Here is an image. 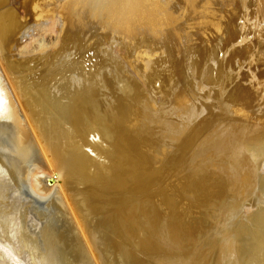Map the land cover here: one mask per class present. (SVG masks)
Wrapping results in <instances>:
<instances>
[{"label":"bare ground","instance_id":"obj_1","mask_svg":"<svg viewBox=\"0 0 264 264\" xmlns=\"http://www.w3.org/2000/svg\"><path fill=\"white\" fill-rule=\"evenodd\" d=\"M49 1L51 2L48 3L49 5L47 6L48 1L45 2V0H43V2H45V5L47 6V9L45 8L46 10L42 8V6L44 7L43 2H41L42 3L41 5L39 2H37L39 3L38 5L41 6V8L43 9L42 11V9L39 8L41 11L40 10L38 11L39 6L38 7L36 6L37 13L40 12L38 16L41 18H43L42 16L50 17L51 18L50 22L53 23L52 27L46 25V22L40 25L41 29L44 31L43 33L53 32L55 33L56 36L53 38L51 37L53 41L52 40L50 42L47 41L48 43L46 41H42V44L40 43L39 47L37 46L38 48L36 47L34 48V46L33 47L31 46L30 48L29 47L30 45L25 46V48L23 47L24 50L21 48V50H23V53L22 52L20 53V54H24V57H26V59H31L34 55V57H37L39 61L42 60L43 64L48 65V71H46L47 72L46 74L44 75L42 74L41 76L37 75V77H35L36 76L35 73L40 74L39 72H41L43 68L46 67V65L42 67L41 66L42 64H40L42 70L41 71L37 70V72L39 71L37 73L34 68L37 67V65L39 64L37 65L35 64V67L33 69L32 67L30 68L33 70L32 72V71H27L25 65L21 64L23 61L21 63H16V61L14 62V60L12 59L14 57H11L14 55H10L9 46L12 36H14L12 35V33L13 31L16 32L14 30L16 28L15 23H14L15 26H13L15 17L13 18L14 14H12V11L10 10L11 8H9V10L8 7L5 8V6H9L7 4L9 2L8 1L6 2V0H0V177L1 179L2 176H4L3 177L4 180L0 181V219H2L3 221L7 220L8 216L12 215L11 214L12 212L19 211V209L21 212L20 215H22L23 211L28 212V209L30 207L18 203V201L13 202L11 204L9 203V199H10V194H12L11 192L18 187L20 188V185L25 180V177H27L30 165L35 162V157L36 154H38L37 152L39 150L40 145L43 147L46 146L49 149L50 154H52V156L54 157L58 167V174L56 178L57 181L61 184L60 186L59 185L53 186L52 190L54 192L51 195L47 196L48 199L47 198L46 199L48 200V202L45 209L41 208L42 210H39L38 208L36 210L35 208L36 210L35 212H37L36 215H38V218H40V222L42 221L43 224L41 228L42 230L40 232V237L38 236L39 234L35 236L36 234L34 235V233L29 232L28 231L29 227L26 228V226L24 225H22L19 231L17 230L16 233L13 235L12 238L16 241L17 245L19 246L18 248L21 251L20 252L21 255L23 253L22 256L19 253L18 254L20 256H18L15 253L18 252V250L13 251L10 248H8L10 246V239L8 237L9 233L7 232L6 229L9 227H7L5 231L4 230L2 231L5 233L4 236L0 237V264H25L26 262H22V259H19L23 257L24 254H28L29 256H31L32 258L29 257L31 258V260L34 259L39 261V264H136L135 258L133 257L132 254H130L134 250L130 251V253H127L125 248L123 247V244L125 243L128 244L127 242L132 243L136 241L135 239H138L140 241L138 244L139 248L141 249L140 251H143L145 253L146 251H152V250L155 251L157 247H162V245L166 247L169 246L170 248V246H172L171 245L172 242H171V235L169 234L171 233L172 230L174 231L173 224L171 222L166 223L167 221H162L165 222V224H163V227L161 226L162 228V229L160 228L161 231H157V229L155 231L153 228H150L149 226L150 223L152 222L147 223V221H145L146 217H148V214L152 212V210L156 211L157 207H159V206L156 207V205L153 206V204L151 205L149 202L152 195L151 193L154 192L153 191L154 188H158L160 191L162 190V188L163 190H165L164 188L165 183L163 178L160 177L159 174L154 175V173L149 172V170L151 169L149 168L150 160L147 158V155L145 154V149L152 146L154 142L157 143L160 148L166 149L169 159L168 165L169 167H173L179 164L181 162V159L185 158L186 155L189 153V151L194 149L193 144L195 146L198 145L196 143H199L198 141L202 136L205 137V138L203 137L204 139H201L204 140L202 141L203 145H205L209 141L205 147L203 145L200 146L199 148V151L201 149L200 153L199 151L198 153L196 152L193 153L192 162H197V165L193 168L190 176L185 177V174L179 176L178 179L181 180V182L178 185L180 187L179 189L171 188V190L173 191H177V192L187 191L191 188V185L189 186V183L195 181V184H193L194 190L199 191V193L202 191L205 192L208 186L200 187L202 181H204L205 179V176L207 178L208 176L213 178L217 177L219 180L221 177L227 179L224 169L229 170L228 171L229 178L234 179L237 176H239L238 178H242L240 182L237 183L240 184L239 185L240 190L242 185L250 189V187L254 186V184L257 183L255 181H258V179L259 180L261 179L260 183L264 186V182H263L264 178L261 175L262 173H258L256 165H254L253 162H251L248 156L240 153L238 156H235L233 158L234 155L233 153L236 154V152L233 151L234 149L233 146L235 145V143L236 144L238 143L236 140L239 139V137H241L242 135H245L246 137L245 139L247 140V141L245 140V142L250 143L253 140V138H255V140L256 139L257 140L252 142L256 143L260 139L259 140L260 145L259 147L256 148L255 151L256 156H254V158L262 159V161L264 159V135L260 137L257 134L261 128H264V114L258 118H256L254 114L251 115V110L247 111L244 105H242L239 102V100L236 99V97L229 91L230 90L229 82L231 81L235 73H237L238 76L240 74L238 73L240 70H238L236 67L241 69V65H242L241 61H239L238 59L236 60L230 59L231 56L229 54V56H227L229 58V61L228 63H226V67L222 70L217 81L215 82V85L209 86L207 83L205 82L203 83L200 77H197L198 76L197 67L200 58L198 56V53L192 50L190 53L191 54L190 62L187 67L186 77L184 78L183 81L173 84V82H171V79L164 77L161 68L159 69L158 72H156L155 75L150 77L148 76V79L150 81L148 80L144 81L135 74L136 69H138L139 65L137 66V68L135 67L136 68L135 69L133 65H132L133 67L130 65V61L127 60V58L125 59L118 52L117 45L119 41H117L115 38L111 40L109 36V34L111 33H108L106 29H101L98 33L97 32L95 33L96 30H94L95 28L94 25L98 24V26H100L102 24L99 25V23H95L96 21L95 22L94 20L92 21L91 11L88 10L87 8V6L91 4L92 0H49ZM161 1H165L166 6L168 5L169 8H171V10L174 11L175 13L178 11V9H180L182 11V16L180 17L179 15H177L178 17H177L176 25H174L173 28L170 29V31H168L170 27V25L168 24H165L164 27L161 29L159 26L155 24L149 26L148 30L155 38L157 44L160 43L165 44L171 39V37L174 38L176 37V40H179V38H183V37L192 39L191 35L193 30L200 29L197 27L199 22H202V20H206V19L208 20L210 18L216 20L213 16L214 15L213 4L215 3V2L213 3V0H182L183 2L182 6L179 5L178 3L179 0H161ZM144 3L142 4L141 2V7L142 5H144ZM235 7L237 6L235 5ZM235 11L236 9L234 10V12ZM106 14L104 13V16ZM229 14L231 15L230 12ZM170 17L171 15L169 13L167 15V18ZM106 20H108V18ZM93 22L95 24H93ZM159 24H161V21ZM116 26L119 27L118 25ZM136 26L138 27L139 24ZM227 29L228 27L226 24L218 25L217 21H214L213 24L210 23L209 33L215 31L217 32V34H215L216 36L213 40V45L211 47L208 45L209 47L207 46V47H203V50L201 49V56L206 57L208 59V62L211 63L215 68H217L220 64L225 66V61L228 59L225 58V56H223L222 58L220 52L223 51L225 52V54L227 53V51L224 49L225 47L222 49V47L224 46V37ZM137 31L135 33H137ZM258 38H260V36ZM181 40L182 39H180V41ZM18 42H17V46H18ZM45 42L47 44H45ZM192 43L194 42L192 41ZM134 44L135 46H137L136 43ZM160 46L162 45H159V47ZM145 49L143 50L145 51ZM150 49L147 50L149 51ZM11 51H13V49ZM167 51L168 52H166L167 53L166 58H170L171 53L177 54L181 52L179 45H177V47L173 46L171 50H167ZM134 52L132 51V53ZM152 52L154 53V51ZM15 53L17 52L15 51ZM142 53L143 52L141 51V55ZM149 53L150 51L146 54ZM164 53L162 51V54ZM28 55H30L31 58ZM222 55H224V53H222ZM144 57L146 56L144 55ZM178 57H180V55ZM138 58H139L138 61L140 60L138 63L141 64L143 63L142 65H145L143 62V58H141L142 60L140 59L139 56ZM33 59L35 60V58ZM132 59H134V57ZM155 59L157 60V58ZM161 59H163V56ZM156 60H154V62H156ZM30 61L32 62V60ZM34 62L32 63L34 64ZM163 63L161 65H163ZM165 66L168 67V64L164 65V67ZM206 68H204L203 71H205ZM151 73H153V71ZM203 75L204 73L202 74V77ZM157 87L160 90V94H158L155 91ZM212 90L217 91L216 92L217 96L212 99L213 107L211 108V113H210L209 111L206 112V110L203 109L202 104L203 101L206 100L210 101V97L208 96V93H210ZM261 91L262 89L260 90V92ZM223 97L225 98V100H223ZM260 100L264 104V97H260L259 101L256 100L255 103H257V101L260 102ZM164 101L166 103L162 104V102L164 103ZM227 101L230 102L231 104L229 103L226 104ZM130 104H131V109L128 110V106ZM152 104L153 105L155 104V106L157 105V109L151 110L153 106ZM194 108L196 112L194 111ZM148 109L150 110L147 111ZM241 120H247V121L249 120L252 121L253 124L250 122H246V123L243 122L245 125L239 124ZM197 121H199V123L201 122L202 123V124L200 123L201 125L204 124L205 127L208 126V128L207 127L206 128L202 127L203 129L199 128L200 130H202V132L203 131L204 132L200 133L202 135L201 137L200 135H196V137L199 136V140H197V142H196V138L194 140L193 139L194 136H191L192 142L193 140L195 141V143L192 144V142H188V140L190 139L187 140V137H189L187 133L193 132L194 128L197 129L198 126H200V124L196 126ZM129 122H133V123L129 125ZM139 122L140 123L142 122L141 127H138ZM248 124H252V126L249 125L251 126V128L248 127ZM125 126H128V129ZM244 126H246V128L247 127L250 128L253 134L252 133L249 134L250 130L249 129L247 130H249L248 132L249 135L252 134L250 136L252 138H250L249 136L247 138L248 134L247 133L244 134V132H247L245 131L246 128L244 129ZM242 129H244L243 133H242ZM243 137L244 136H242L240 139L243 140ZM249 138L250 140L251 139L252 140L250 141ZM241 140L239 142H242L244 145L245 144L244 141ZM199 145L197 147H199ZM247 146H251V144L249 145L246 144V147ZM236 151L238 152L239 150ZM228 154L231 155L230 158L227 160V162L228 161L229 162L228 163L226 162L227 164H220L219 160H223ZM257 161L256 164L259 163V162L257 163ZM261 162L259 164H262ZM201 163L203 164L202 166L200 165ZM222 166L224 167L221 168ZM255 172L256 174L257 173L258 174L255 175ZM252 173L253 175H251ZM250 176H252V178ZM254 176L255 178H253ZM248 178H251L255 183L251 182L250 179ZM246 179L250 181L249 184H251L252 186L246 184L248 183ZM220 181H222L220 184L223 183L222 184L223 186L224 181L226 180L223 181V179H221ZM243 181H246V183L241 184ZM208 183L209 184L213 183L212 185H214L216 182L214 183L212 182V180H210L209 182V178H208ZM233 183H236L235 180L233 181ZM220 184L219 186L221 187ZM216 185L218 184H215L214 188L212 189L214 190L217 188L218 190H220L219 187H216ZM209 189L212 190L211 187ZM218 190H215V192H217ZM244 190L247 189L244 188L243 192ZM261 190L264 191V189H260V191ZM218 192L220 193V191ZM255 192L259 193V191H255ZM161 194L164 195V192H162ZM203 194L205 193H202V195ZM222 195L223 192H221V196ZM246 195H248V193ZM246 195L244 197L245 199H246ZM255 195L253 194L251 196L256 197ZM168 197L164 196L162 200L167 205L175 206L174 201L170 200ZM12 199L13 198L11 197L10 200ZM136 199L141 200L142 203L141 206L131 205V203L134 202V200ZM245 199H243V201L241 199V201L245 202ZM256 199L258 198L254 199L255 202ZM262 199L264 200V198ZM233 200L234 199L231 198V202L227 200L228 201L227 203L229 202L232 203ZM236 200L238 199H235V201ZM249 200L250 199H248V201ZM235 201H233V203ZM227 203H226L227 207L226 208L224 207L225 209H223V211H225V214H226V209L230 204ZM249 204L251 205V203ZM226 205H222V206H226ZM250 205L246 207L247 208L246 210L252 209V208L248 209ZM253 205L255 204L253 203ZM161 206L159 208H161ZM222 206L220 207L223 208ZM243 206L245 205L243 204ZM216 207L220 209L218 205ZM239 207H241V205ZM239 207H237V204L235 202L233 205H231L228 208L227 210L228 214L224 215V217L223 216L220 217V215L223 212L222 209L221 211H218V209L216 208V210L219 213L215 211L214 214L216 212L217 214L215 216L213 214V216L214 217L218 216L217 218L220 217V220H223V218L224 220H226L225 219L226 216L228 215L227 217H229L231 214L236 212ZM163 209H165V212L167 211L166 208ZM205 213L207 214V212ZM263 213L259 215L262 216ZM174 214L171 217H174ZM249 214L251 215L250 211L248 214L245 213L244 215L246 216V218H250ZM237 215L241 216V212L240 214ZM192 216H194V214ZM254 216L257 217L256 215ZM14 218H18V217H14ZM262 218L264 219L263 216L261 217V219ZM198 219L200 220L199 217ZM209 219L212 220V222L214 223L213 220H215V218L214 219L209 218ZM258 219L260 220V218ZM124 220L127 223L131 221L133 229L125 228L127 227V225L125 224ZM170 220L172 221L174 219H170ZM184 220L182 219V222ZM228 220H230V218L229 219L227 218V222ZM231 221L233 220L231 219ZM253 221L254 224H257L258 222L257 221L255 223V219ZM262 221L264 223V220ZM15 222L17 223V221ZM216 222L218 223V221H215V223L212 224L214 225V227L217 224ZM188 223L190 224L189 221H187V224ZM231 223L232 222H229V224ZM236 223L234 225H236ZM263 223L260 224L258 222V224L261 225V226L258 225V232L254 230V229L257 230V227L255 226L256 228H254V225L250 224V222L248 223V225L247 224L244 225L245 226L247 225L249 227L251 225L252 227L250 230L254 228L252 232H255L254 234L257 233L256 235L258 237L260 236V234H262L261 232L260 234H258L259 231L264 230L262 228H259L262 227ZM223 224L225 223L224 222L221 223L220 226H222ZM239 224L241 225V222ZM8 225H10V223H8ZM123 225L125 227H123ZM183 225L184 224H181L180 226L183 227ZM152 226L154 227V225ZM180 226H178V228H180ZM245 226H244L245 229L249 228ZM189 227L190 226H188V228ZM226 227H227V223H226ZM226 227H223V229L224 228L226 229ZM233 227L236 230H234V232L231 233H229L230 232L229 231L227 232V234L224 232L226 236H229L230 234L235 233L238 230L235 226ZM238 227L240 228V226ZM194 229H198V228L195 227ZM146 230L149 231V235L145 236L144 233L148 234L146 233ZM221 230L222 228L220 227V231ZM250 230H248L249 233ZM240 231L241 230L236 232L237 235L241 233ZM245 232H247V230H245ZM245 232L242 230L241 235L243 234L242 236H244ZM249 233L248 235L250 237L251 234ZM174 234H172V236ZM254 234L252 235L254 236ZM181 235H178L177 237ZM237 235L235 234V237H238ZM241 235L238 237V239L241 237ZM221 236L223 235H220V237ZM231 237L232 236L228 238L230 239ZM246 237L248 240L252 239L249 238L247 235ZM255 237L253 238L255 239ZM191 238L193 239V237ZM198 238L205 239L206 237L204 238L200 236ZM174 239L176 240L177 238L174 237L172 240ZM185 239H187V236ZM254 239L250 240V243L248 240H247L248 242L246 241L248 243V246H246V242H244L245 244L243 243V241L241 242V244H244L246 246V249H248L247 247L250 246L249 250H247V253H249L248 251L251 250V246L254 245V243L251 244L252 241L253 242L256 241V239L255 241ZM258 239L259 237L257 238V241L260 243L263 241L264 237L260 238L259 240ZM236 241L237 240L235 238L234 242ZM159 242H161V244ZM181 242L182 241H180V243ZM210 242L211 241H209L208 243ZM256 242L255 245H257ZM4 243L5 244L8 243L9 246H6L7 244L5 245ZM185 243L188 242H184V245ZM204 243L207 244V242ZM263 243L264 242H262V245ZM206 244H204L203 246H206ZM198 245L202 246V244L199 243L196 244L195 248H198ZM258 245L257 247H259ZM14 246L16 247V245H13V247ZM201 246L199 248L203 247ZM230 246L228 247L227 258L225 257L226 255L223 256L225 260L220 259V257H222L223 255L222 253H221L222 255L220 254L219 259L217 256L216 258L218 259L217 264H237V262L233 263V261L236 259L233 258L234 257L232 250L233 247L231 248ZM207 247H205V250L208 249ZM211 247L212 245H210V250L212 249ZM240 247H242V245L237 246V249H235L236 247L234 248L236 252H239L241 249L243 250V248ZM170 249H167V252ZM174 249H176V247ZM174 249L172 248V251ZM210 250H207V253H211L212 255L213 253L212 250H214V248L211 250L212 252ZM244 250L243 253L247 254L244 252ZM259 250L260 248L258 249V251ZM254 252H256V250ZM207 253H204V255L205 254L207 255ZM218 253L220 252L218 251L217 253L215 252V255H218ZM148 254H150V252ZM255 254H257V252ZM176 255L178 254L176 253ZM215 255L213 254L214 257ZM239 255L241 257L242 254ZM239 255H237L238 256L237 258L243 260L244 257L240 258ZM176 257L173 256V258L170 257V259L171 260L173 259L175 263L174 258ZM208 257L206 258L208 259ZM211 257L212 256H210L208 260L210 264H211L210 261ZM250 257L254 258L255 256H248L247 258ZM200 258L202 259V256H200ZM255 258L257 259L258 257L256 256ZM201 259L199 264H201ZM229 259H231L232 261L229 262ZM256 259L254 260L256 261ZM160 260H158L156 263H160L159 262ZM182 260L183 258L181 257V261ZM213 260L216 263V260L215 259ZM251 260L249 262H252V264H254L253 262L254 260L253 261ZM181 261H179V264H182L183 261H184L183 264L186 263L188 264V262L191 263V261L187 262V260H183L182 262ZM193 261L195 260L193 259ZM249 262L245 260V263H249ZM238 263L239 264L241 263L240 260ZM258 263L259 262L257 260V264ZM162 264H166V263H162Z\"/></svg>","mask_w":264,"mask_h":264},{"label":"rangeland","instance_id":"obj_2","mask_svg":"<svg viewBox=\"0 0 264 264\" xmlns=\"http://www.w3.org/2000/svg\"><path fill=\"white\" fill-rule=\"evenodd\" d=\"M7 1L9 2V3H7L9 6H5V8L8 7V10H9V8H11L10 10L12 11V14H14L13 15V18L15 17V21L14 22L12 21L13 22V26L16 25L15 27L17 28V29L16 28L14 29L16 32L13 31V33H12V35H14V36H12V38L10 40L11 41L10 42V46L11 47L9 46V48H10L9 49L10 50V55H14V56H11V57H14L12 59L14 60V62L16 61V63H21L23 61L21 64L25 65L27 71H32V72H33L32 69L35 67V64L36 65L39 64V65H37V67L34 68L36 70V72H37V70L41 71L42 70L41 68L46 65V67H44L43 70H42V71H45V72H42L41 71L42 72L41 73V72L38 71L40 74H36L35 73V75H36L35 77H37V75L38 76H41L42 74L43 75L46 74L47 73L46 71H48V65L47 64H43V61L41 59H40L41 61H39V59L37 57H34V55H33L32 58L30 57V55H28L31 59H26V57H24V54H20L21 52L23 53V50H24L25 46H29L30 45L29 46L30 48H31V46L32 47L34 46V48L35 47L38 48L39 47V44L40 43L42 44V41H46V42L47 41L50 42L51 40L53 41V39H51V37L53 38V37L56 36L55 33H53V32L43 33L44 31L41 29V26L40 25H42L44 22H46V25H48L49 27H52L53 26V23L50 22L51 21V18L50 17H48V16H46V17L42 16L43 18H41V17L38 16V14L40 12L37 13V7L39 6L38 5L39 3H40V5L42 4L41 2H43V0H40V1L39 0H6V2ZM47 1L45 0V2H47V6H48L49 5L48 3H50L51 1H49V0H47ZM263 1L264 0H213V3L215 2L213 4V7H214L213 8V11H214V15L213 16H214V18L216 20H213L212 18H210L208 20L206 19V20H202V22H199V24H198L197 27L200 28V29L193 30L192 35H191L192 36V39L184 38L183 37V38H179V40H176V37L175 38L174 37H171V39L168 42H166L165 44H161V43L160 44H157L156 41H155V38L152 36V34L150 33V31L148 30L149 26H152L154 24L157 25V26H159L160 29L163 28L165 24H168V25H170L168 31H170V29H172L173 26L176 25V21H177V17H178L177 15H179L180 17L182 16V11L180 9H178V11L175 13L174 11L171 10V8H169L168 5L166 6L165 1H161V0H147V1H144V0H92L91 4L88 5L87 8H88V10L91 11L92 21L93 20H94V22L96 21L95 23H99V25L102 24L100 26H98V24L94 25L95 26L94 30H96L95 33L96 32L98 33L101 29H106L108 33H111V34H109L111 40H113L115 38L117 41H119L118 42V45H117L118 52L125 59L127 58V60L130 61V65L131 66L133 65L134 68L135 67L137 68V66L139 65L138 66V69L135 68L136 69V73L135 74L139 78H141L142 80H144V81L145 80L146 81L147 80L150 81L148 79V76L150 77V76L155 75L156 72H158L160 68L162 69V73L164 74V77H167V78L171 79V82H173V84H176V83H178L180 81H183L184 78L186 77L187 67H188V64L190 62V55H191L190 53H191L192 50H194L196 53H198V56L200 58L199 61H198V67H197V71H198V76L197 77H200L203 83L205 82L209 86H213V85H215V82L217 81V79H218L219 75L221 74L222 70L226 67V63H228V61H229V58L227 56H229V54H230V56H231L230 59H232V60L238 59L239 61L242 62V65L240 64L241 65V69H239L238 67H236L238 70H240L238 73H240L239 76H241V77H239L238 74L235 73V75L233 76V78L229 82V88H230L229 91L236 97V99L239 100V102L242 105H244V107H245V109L247 111H250L251 110V115L254 114V116H256V118H258V117H261V115L264 114V108H263L264 107V104H263V102L261 100H260V102H258L259 99H260V97H264V76H263L264 75V2ZM37 2H39V3H37ZM45 2H43L44 3L43 4L44 7L42 6L43 9H45V8L47 9V6L45 5ZM141 2H142V4L145 2L144 5H142V7H141ZM161 2H163V3H161ZM181 2H182V0H179V2H178L180 6L183 5V2L182 3ZM232 5H233V7H232ZM235 5L237 7H235ZM139 7H141V8H139ZM39 8L42 9L41 6H39L38 7V11L40 10ZM43 9H42V11H43ZM235 9H236V11L234 12ZM229 12L231 13V15L229 14ZM104 13L105 14L107 13V14L104 16ZM169 13H170L171 17L170 18H167V15ZM226 17H228V18H226ZM107 18H108L109 21L106 20ZM159 19L161 21V24H159L160 23ZM219 19H220V21H219ZM214 21H217L218 25H225L226 24L227 27H228V29H227V31L225 33V37H224V46L222 47V49L225 47L224 49L227 51V53L225 54V52L220 51L222 58H223V56H225V58H228V59L225 61V66L222 65V64H220L217 68H215L211 63H209L208 62V59L206 57H202L201 56V49L203 50V47H207L208 45L211 47L213 45V40H214V38L216 36L215 34H217V32L212 31L213 33L214 32L215 33L214 34L212 32H211L212 34L209 33V27H210V23L213 24ZM227 21H229V22H227ZM48 22H50V23H48ZM94 22H93V24H95ZM14 23H15V25H14ZM138 24H139V26L137 27L136 25H138ZM116 25H118L119 27H117ZM131 25H132V27H131ZM100 27H102V28H100ZM135 27L137 28L138 31L136 30ZM133 29H134V31H133ZM136 31H137V33H135ZM124 32H127V33H124ZM112 34H113V36H112ZM209 34H210V36H209ZM259 36H260V38H258ZM19 37H20V39H19ZM195 37H196V39H195ZM13 39H14V41H13ZM180 39H182L183 41L182 40L180 41ZM16 41L17 42L19 41L18 42V46H17V42ZM192 41L194 43H192ZM46 42H45V44L48 43V42L47 43ZM131 43H133V44H131ZM134 43H136L137 46H135ZM166 44H167V46H166ZM139 45H141V46H139ZM159 45H162V46L159 47ZM177 45L180 46V50H181V52H179L180 54L179 53H177V54H172L171 53L170 58H166L167 57L166 56L167 55L166 52H168L167 50H171L173 48V46H176L177 47ZM141 47H142V49H141ZM21 48L23 50H21ZM136 48H137V50H136ZM150 48L152 49V51H154V53L151 51ZM12 49H13V51H11ZM143 49H145V51ZM147 49H150L149 51H150V53L152 55L150 53L149 54H146V53L149 52ZM19 50H21V51H19ZM15 51L17 53H15ZM132 51L133 52L134 51L135 52L137 51L138 53L137 52L136 53L134 52V53L136 55L137 54L138 55L136 56L134 53H132ZM141 51L143 53L146 52V51H148V52H146L144 54L142 53V55H141ZM162 51H163V53L164 52L165 53L162 54ZM11 52L12 53L14 52V53L12 54ZM222 53H224V55H222ZM246 54H248V55H246ZM144 55L146 57H144ZM179 55H180V57H178ZM19 56H20V58H19ZM35 56H36V53H35ZM138 56L140 57V59L143 58V62H144V64L146 66L145 65H142L143 63L142 64L141 63H138L140 61V60L138 61V59H139ZM141 56H143V57H141ZM162 56H163V59H161ZM133 57H134V59H132ZM33 58H35V60L37 62ZM135 58H137V59H135ZM155 58H157V60ZM147 59H148V61H147ZM30 60H32V62L35 61L36 63L34 62V64H33ZM144 60L147 61V62H145ZM154 60H156V62H154ZM238 60H237V63H238ZM129 61H128V63H129ZM175 61H176V63H175ZM150 63L152 65L154 63L155 64L152 66ZM162 63H163V65H161ZM40 64H42L41 65L42 67L40 66ZM167 64H168V67H166V66L164 67V65H167ZM240 65H237V66H240ZM39 66H40V69H39ZM143 66H145V67H143ZM157 66H158V68H157ZM206 66H207V68H206ZM31 67H32V69H30ZM152 67H154V68H152ZM143 68H145V69H143ZM204 68H206L205 71H203ZM152 71H153V73H151ZM203 73H204V75L202 77V74ZM214 74H215V76H214ZM238 78H239V80H238ZM210 80H211V82H210ZM155 87H156V85H155ZM212 89H214V88H212ZM261 89H262V91L260 92ZM155 91L158 94H160V90H159L158 87L155 89ZM216 92L217 91H213L212 90L210 93H208V96L210 97V101L209 100H206L207 102L206 101H203L202 106H203V109L206 110V112L209 111L211 113V108L213 107L212 99L217 96V93ZM160 97H162V96H160ZM223 100H225L224 97H223ZM256 100H258L257 103H255ZM165 103H166L165 101H164V103L162 102V104H165ZM228 103L231 104L230 102L227 101L226 104H228ZM254 105H255V107H254ZM153 107H155V108H153ZM192 107H193V104H192ZM130 109H131V104L128 106V110H130ZM152 109H157V105L155 106V104H154L152 106L151 110ZM149 110L150 109H148L147 111H149ZM256 110H257V112H256ZM194 111H195V108H194ZM243 122H245V123L246 122L252 123V121H249V120L248 121L247 120H241L239 122V124L245 125ZM132 123L133 122H129V125H131ZM141 123L139 122V126L138 127H141L142 126ZM200 123H199V121H197V123H196L197 125L196 126H198ZM201 124H200L201 127L198 126L197 129L194 128L193 129V132H189L190 134L187 133V135L189 137L194 136L193 139L195 140V138H196V142H197V140H199V136L196 137V135H200V137L202 136L200 134L202 132V130H200L199 128H201V129L206 128V127L208 128V126L205 127L204 124L203 125H201ZM252 124H248V127L251 128ZM249 125H251V126H249ZM246 126H244V129L246 128ZM125 127L128 129V126H125ZM248 127L245 130L247 132H244V129H242V133L244 132V134L245 133L248 134V132L250 130V128H248ZM247 129H249V130H247ZM195 130H196V132H195ZM263 132H264V128H261L260 131H258V133H257L258 136L262 137V135H264ZM250 133H252L251 130H250L249 134ZM249 134L247 135V138H248V136L250 137L253 133L251 135H249ZM242 136H244L243 137V140L240 139ZM242 136L239 137V139L236 140L239 143V145H238V143L237 144L235 143V145L233 146V148H234L233 151L236 152V154L235 153H233L234 155L232 154L233 155V158L235 156H238L240 153L245 154L246 156H248V158H250L251 162H253V164L256 165L258 173H262L261 175L264 178V162H263L264 159L262 161V159H256V158H254V156H256V153H255L256 148L259 147V145H260V143H259V140L260 139L257 141L258 143L257 142L255 143V142H252V141H256L257 139L255 140V138H253V140L251 139L252 140L251 141L250 138H252V137H250L249 140L251 142L249 143V142H245V140H246L245 139L246 138L245 135H242ZM189 137H187V140L190 139V140H188V142H192V140H191L192 137L191 138H189ZM203 137L204 136H202L200 138V140L198 141L200 143V145H199V143H196V144L199 145V147H197L198 145L195 146L193 144V143H195V141L193 140L192 144L194 146L193 147L194 149H192L191 151H189V153L186 155L187 158L185 157V158L181 159V162L179 164L173 166V167H169V165H168L169 159H168V155H167L166 149L160 148L157 143L154 142V144L152 146H150V147H148V148L145 149V154L147 155V158L150 160V167L149 168H151V169L149 170V172L150 173H154V175L159 174L160 177L163 178L164 183H165L164 184L165 190H163V188H162V190L160 191L158 188H154V190H153L154 192L151 193L152 195H151V198L149 200L150 204L151 205L153 204V206L156 205V207L157 206L160 207L162 205L161 206L162 210H161V208L157 207V210L156 211L155 210H152V212H150L149 214L147 213L149 218L146 217L145 221H147V223L152 222V223H150L149 226H150V228H153L155 231H156V229H157V231H161V229H162L161 226L163 227V224H165V222H162V221H167L166 223L171 222L173 224L174 231L172 230L171 233L169 234V235H171V242H172V244L170 242V244L172 245V246H170L171 249L169 248V246H167L168 247L167 248L166 246L162 245V247H157V249L155 248L157 251L154 249L155 251H153V250L152 251H146V253H145L143 251H140L141 249L138 246V244H139L140 241L138 239H135L136 241H134L132 243L127 242L128 244H126V243L123 244V247L125 248V250H126L127 253H130V251H133L134 250L130 254H132L133 257L135 258L136 264H142V263L143 264H162V263H166V264L167 263H170V264H175L176 263V264H179V261H181V257L183 258V260H187V262L188 261H191V263L188 262V264H195V263L196 264H199L200 263V259H201L200 256H202L201 264H208V263L210 264V262H208L210 256H212L210 258L211 259L210 260L211 261V264H213V263L214 264H217L218 263L217 261H218L221 253L223 254V255L221 254L222 257H220L221 260L224 259V257H223L224 255H226L225 257L227 258L228 247L230 245H231L230 246L231 248L233 247V249H232L233 250V255H234L233 258L236 259V260L233 261V263H236L237 262V264H239L238 262L240 260V262L243 263V264H249V263L252 264V262H249V261L251 259H252L251 261H253L254 259H256L255 257L257 256L258 258L256 259V261L255 260L253 261L254 264H257V260L259 262L258 264H264V246H263L264 243L262 245V242H264V239L260 243L257 241V238L258 237H259V239L262 238V237H264V230H260L259 229L260 231H259L258 234H260V232L262 234H260V236H258V237L256 235L257 233L254 234L255 232H252V230L254 228H256V227H257V230L256 229H254V230L256 232H258V225H260L261 223H263L262 220H264L263 218L261 219L262 216L264 217V213H263L264 212V200L262 199V198H264V191H262V190L260 191V189H264V186L260 183L261 182L260 181L261 179L260 180L258 179V181H255V182H257V183H255L251 179L252 176H250L251 178H248V179H250L251 182L255 183L254 186H252L251 184H249L250 181L246 179V181L248 183H246V181H243L241 184L246 183L249 186L251 185L252 187H250V189H249L247 187H244V185H242L241 190H240L239 189L240 188V186H239L240 184H237V183L240 182V180L242 178H238L239 176L235 177L234 179L229 178L228 177V171L229 170L228 169H224V172H225V175H226V178L227 179L221 177L220 180L223 179V181L226 180L227 182L224 181V185L223 186H222L223 183L220 184L222 181H220L217 177H214L215 178V181H214V178L213 177H209L208 176L209 182H210V180H212V182H214V183L216 182L215 184H218V185H216V187H219L220 190H218L217 188L213 190L212 188H214L215 184L214 185H212L213 183H210L209 184L208 183V178L206 176H205V179H204V181H202L201 186H200V187H205V186L207 187L208 186L206 188L205 192L202 191V192L199 193V191H195L194 190L193 184H195V181L189 183V186L191 185V188L189 190H187V191H178L177 192V191L171 190V188H177V189H179L180 186L178 184H180L181 180H179L178 178H179L180 175L185 174V177L191 175L193 168L197 165V162H192V160H193L192 159V155L195 152L198 153L200 146L203 145L202 144V141H204V140H201V139H204L205 138V137L204 138ZM240 140L241 141H244V143H245L244 145L245 146L243 145L242 142H239ZM208 142L205 145H203V146L205 147L208 144ZM254 143L256 144V147H255V144ZM246 144H248V145L251 144V146H247L246 147ZM236 150H239V151L237 152ZM200 151H201V149H200ZM200 151H199V153H200ZM249 151H250V154H249ZM37 153L38 154H36L35 162L30 165L29 172L27 174V177H25V180H24L25 182L23 181L24 184L22 183L20 185V188L18 187L19 189L16 188L14 191H12L11 192L12 194H10V199H11V197L13 199L12 200L9 199V203H11V204L13 202H17L18 201V203H21V204H24V205L30 207L28 209V212H24L22 210L23 211V213H22L23 216L20 215V213H21L20 212V209H19V211L12 212L11 213L12 215H9L8 216V219L5 220L6 221V224H5V221H3L2 219H0V235H1L0 237L4 236V233L5 232H2V231L3 230L5 231V229L7 227H9L6 230L9 233L8 237L10 239V246L8 244L9 242L6 243L7 245L5 243L4 244L6 246H9L8 248H10L13 251L14 250L15 251L18 250V252H15L18 256L21 255V253H20L21 251L18 248L19 246L17 245L16 241L12 238L13 235L16 233L17 230L19 231V229L21 228L22 225H24V226H26V228L29 227L28 228V231L29 232L34 233V235L36 234L35 236H37L39 234L38 236L40 237V232L42 230L41 228H42L43 224H42V221L40 222V218H38V215H36L37 212H35V211L38 208H39V210L45 209V207L47 205V202H48L47 196L48 195H51L54 192L52 190L53 189V186H55V185H59L60 186L61 185L57 181V178H56V176L58 174V167H57V164L55 162L54 157L52 156V154H50L49 149L46 146L43 147V146L40 145L39 146V150H38ZM204 154H205V152H204ZM230 156L231 155L228 154L223 160H219V163L220 164H227L229 162V161L227 162V160L230 158ZM189 158H190V160H189ZM256 161H257V163L258 162L260 163L262 161L261 163L263 165L262 164H259V163L256 164ZM200 165L202 166L203 164L201 163ZM223 167L224 166H222L221 168H223ZM257 174L255 172V175H257ZM251 175H253V173ZM3 177L4 176H2V179L0 177V181L4 180ZM253 178H255V176ZM234 180H235L236 183H233ZM218 181H219V183H218ZM219 184L221 185V187L219 186ZM259 184L262 185L263 187L260 186ZM210 187H211L212 190L209 189ZM242 188L243 189L246 188L247 190H244V192H246V191L247 192L244 193ZM255 189H257V190H255ZM215 190L220 191V193L218 191L215 192ZM240 191H242V192H240ZM250 191H251V193H250ZM255 191H259V193L258 192H255ZM162 192H164V195L161 194ZM221 192H223V195L222 196H221ZM198 193L201 194V195H199ZM202 193H205V194L202 195ZM241 193L243 194V196H242ZM247 193H248V195H246ZM253 194L254 195L257 194V195H255L256 197L251 196ZM245 195H246V199L244 198ZM164 196H166V197L169 196L168 198L170 200H173L174 201L175 206L167 205L162 200ZM195 196H196V198H195ZM226 197H228V198H226ZM231 198L234 199L233 201H235V199H238L235 202L237 204V207H239L240 205H241V207H239L238 210L233 213L234 216H233V214H231L229 217H227L228 216L227 215L226 218H225L226 220H224L223 217H224V215L228 214V211H227L228 208L235 203V202L233 203V201H232V203H230L231 202ZM255 198H258V199H256V202L254 200ZM194 199H195V201H194ZM241 199H242V201H243V199H245V202H242ZM248 199H250L249 201H251V202H249ZM261 199H262V201H261ZM136 200H134V202H132L133 204L131 203V205L132 206H136V205L137 206H141L142 205L141 200L140 199H136ZM227 200L230 201L229 202L230 204L227 203L228 202ZM222 201H224V202H222ZM156 202L158 203V205H157ZM248 202L251 203V205ZM226 203L229 204V206L226 209V214H225V211H223V209H225L227 207ZM253 203L255 205H253ZM203 204H205V205H203ZM216 204L218 205V207H220L222 205H226V206H222L223 208L220 207V209H219V208L216 207L217 206ZM243 204L245 206H243ZM179 205H180V207H179ZM249 205H250V207L248 209H250V208H252V209L251 210H246L247 209L246 207H248ZM193 206H194V208H193ZM205 207H206V209H205ZM261 207H262V209H261ZM35 208H36V210H35ZM163 208H166V210L168 212L167 211L165 212V209H163ZM169 208H171V209H169ZM173 208H175V209H173ZM178 208H180V209H178ZM216 208L218 209V211H221V209H222L223 212H222V214L220 213L221 214L220 217L223 216L222 217L223 220H220V217L217 218L218 216L217 217H214L217 214V212H218L216 210ZM172 209H173V212H172ZM162 211H164V212H162ZM215 211H217V212L214 214ZM249 211L251 212V215H253V216H251L249 214L250 215V218H246V216L244 214L245 213L248 214ZM154 212H156V213H154ZM205 212H207V214ZM240 212H241V216L240 215H237V214H240ZM258 212H261V213H258ZM242 213H244V214H242ZM262 213H263V215L260 216L259 214H262ZM166 214H168V215H166ZM173 214H174V217H171V216H173ZM193 214H194V216H192ZM213 214H214V216H213ZM235 214H236V217H235ZM150 215H151V217H150ZM254 215H256L257 217H255ZM258 215H259V217H258ZM183 216H184V218H183ZM196 216H197V218H196ZM210 216H212V217H210ZM14 217H18V218H14ZM165 217H167V218H165ZM198 217L200 218V220L198 219ZM233 217H235V218H233ZM160 218H161V220H160ZM209 218H211V219H214L215 218V220H213L214 223H215V221H218V223H220V224H218L216 222L218 224V225L217 224L215 225V227L217 229L214 227V225H212L214 223ZM227 218L228 219L230 218V220H228V222H227ZM258 218H260V220ZM170 219H174V220H172L173 222ZM175 219H176V221H175ZM182 219L183 220L185 219L184 220L185 222L183 221L184 223L182 222ZM186 219H187V221L190 222V224L189 223L187 224ZM231 219L233 221H231ZM254 219H255V223L259 220L258 222L260 224H258V222H257V224H254V221H253ZM177 220H179V221L181 220V221L179 222ZM238 220H239V223L241 222V225H243V226H241L238 223ZM10 221H12V222H10ZM15 221H17V223ZM201 221L203 223H205V224H203ZM248 221L250 222V224H253L254 225V228L252 230H250L251 227H252L250 224H249L250 227L247 226L248 223H249ZM251 221H253V222H251ZM223 222L225 223V224H223L224 226L223 225L220 226L221 223H223ZM229 222H232V223L229 224ZM234 222L236 223V225H234L235 224ZM246 222H248V223H246ZM8 223H10V225H8ZM226 223H227V227H226ZM19 224H20V226H19ZM125 224L127 225V227H125L124 225H123V227H125L127 229L128 228L133 229L132 228V222L131 221L128 222V223L125 221ZM181 224H184L183 227L180 226ZM244 224H247L246 226L249 227V228L245 229L244 228V226H245ZM263 224H262V227H259V228L264 229V227H263L264 225ZM152 225H154L155 228ZM174 225L177 226V227H175ZM187 225L190 226V227L188 228ZM229 225H231V226H229ZM237 225L240 226V228ZM178 226H180V228H178ZM233 226H235L238 229L237 231L241 230L240 231L241 233H242V230L244 232H245V230H247V232H248V230H250V233L249 232L248 233L251 234V232H252V234H254V236L251 234V236L249 237V235H248L247 232H245V235L244 236H242L243 234L241 235L240 232H238L240 234L237 235V233H236L237 231L235 233H232V234L229 235V233L234 232V230H236ZM1 227H2V229H1ZM16 227H17V229H16ZM119 227H120V225H119ZM195 227L198 228L199 230L198 229H194ZM220 227L222 228L221 231H220ZM223 227H226V229L225 228L223 229ZM117 228H118V226H117ZM186 228H188V229H186ZM197 231H198V233H197ZM213 231H215V232H213ZM137 232H138V230H137ZM185 232H187V233H185ZM224 232L226 234H227V232H229L228 233L229 236H226V234ZM146 233H148V234H145L144 233L145 236L146 235H149V231L146 230ZM180 233L183 234V235H181ZM172 234H174V235L172 236ZM235 234L238 237L241 235V237L238 239V237H235ZM178 235H181V236H179L181 238L177 237ZM220 235H223V236L220 237ZM224 235L226 236V238H228L230 236H232L233 238L231 237L230 239L229 238L226 239ZM246 235L249 238H252V239H249L248 240L247 237H246ZM186 236H187V239H185ZM200 236L201 237H204V238L206 237V238L205 239L198 238ZM174 237L178 239V240L176 239L177 241L174 239L175 242H174V240H172ZM182 237H184V238H182ZM191 237H193V239ZM253 237H255V239H256L257 242L255 241V239ZM235 238H236V240L238 242L237 241L234 242ZM253 239H254V241L256 242L257 245L259 243V245H258L259 247H257V245H255V242L252 241L251 244L254 243V245L251 246V250L248 251L249 253H247V250H249V247H250L249 246V247H247L248 249H246V246H248V243L247 242L249 241V243H250V240H253ZM183 240H184V242H188V243H185V245H184ZM193 240H195V241H193ZM230 240H232V241H230ZM180 241H182L183 243L182 242L180 243ZM209 241H211V242L208 243ZM242 241H243V243L247 241L246 242V246L244 245L245 243L244 244H241ZM204 242H207L208 247H207V244L204 243ZM230 242L233 243V244H231ZM159 243L161 244V242H159ZM199 243L202 244V246L204 244H206V246H203L204 249H203V247L201 245L200 246L202 248H199L200 247L199 245H198V248H195L196 247V244H199ZM220 243H222V244H220ZM224 243H226V244H224ZM12 244L13 245H16V247L14 246L15 247L14 248ZM129 245H130V247H129ZM135 245H136V247H135ZM173 245L176 247V249H174L175 247ZM178 245H181V246H178ZM210 245H212V247H211L212 249L213 248H214V250L216 249L215 251L211 249L213 251L212 255H211V253H207V250H210ZM241 245H242V247H240V248H243V250L246 249V250H244V252L247 253V254H244L242 249L241 250L239 249L240 251L237 250L239 252H236L235 249H237V246H241ZM180 247H181V249H180ZM205 247H207L208 249L205 250ZM158 248H160V249H158ZM172 248L174 249L173 250L174 252L172 251ZM192 248H193V250H192ZM223 248H225L226 250L223 249ZM259 248H260L261 251L260 250L258 251ZM167 249H170V250H168V252H167ZM200 249H202V250H200ZM253 250L254 251L256 250L257 254H255L256 252H254ZM217 251L220 252V253H218V255H215V252L217 253ZM234 251H235V253H234ZM149 252H150V254H148ZM175 252L178 255H176ZM193 252H195V253H193ZM190 253H192V254H190ZM204 253H207V255L206 254L204 255ZM224 253H226V254H224ZM153 254H155V255H153ZM208 254H209V257H208ZM213 254L215 255V257L213 256ZM239 254H242L241 257H240ZM22 255H23V253H22ZM165 255H167V256H165ZM180 255H182V256H180ZM237 255H239L240 258H243L244 257L243 258L244 261L242 259H238L237 258L238 257ZM139 256H141V257H139ZM157 256H158V259H157ZM173 256H175V257L178 256V257L174 258L175 263H174L173 259L172 260L170 259V257L173 258ZM205 256L208 257V259ZM217 256H218V259H216ZM248 256H255V257L254 258L253 257H250L251 258L250 259V258H247ZM29 257H31V256H29L28 254H24V256L21 257V258H19V259H22V262H26L25 264H29V263L30 264H36V263L39 264V261L34 260V259L31 260L32 257L31 258H29ZM145 257L146 258L148 257V258L146 259ZM229 257H231V256H229ZM150 258L153 261V263L150 260ZM160 258H161V260H160ZM198 258H200V259H198ZM166 259H167V261H166ZM193 259L195 261H193ZM213 259L216 260V263H215V261ZM237 259H238V261H237ZM158 260H160L159 261L160 263H156ZM245 260L248 261L249 263H245ZM138 261H139V263H138ZM231 261L232 260L229 259V262H231ZM171 262H173V263H171ZM183 262H182V264H183Z\"/></svg>","mask_w":264,"mask_h":264}]
</instances>
